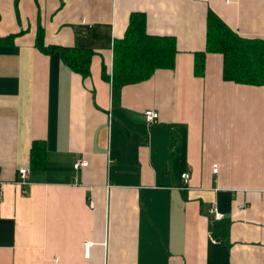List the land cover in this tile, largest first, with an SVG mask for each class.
Masks as SVG:
<instances>
[{"label":"crops","instance_id":"obj_1","mask_svg":"<svg viewBox=\"0 0 264 264\" xmlns=\"http://www.w3.org/2000/svg\"><path fill=\"white\" fill-rule=\"evenodd\" d=\"M207 11L264 41V0H0V264H264V83L223 81L218 54L193 75ZM131 13L174 38V66L113 90L101 71ZM38 30L44 47L89 50V76L35 48Z\"/></svg>","mask_w":264,"mask_h":264},{"label":"trees","instance_id":"obj_2","mask_svg":"<svg viewBox=\"0 0 264 264\" xmlns=\"http://www.w3.org/2000/svg\"><path fill=\"white\" fill-rule=\"evenodd\" d=\"M12 36L0 39L8 43ZM35 48L49 55L57 50L62 64L82 78L89 76L91 52L86 49L44 47L42 33L38 30ZM110 74L101 71V78L113 90L148 80L155 70H171L176 54L175 40L171 36H152L145 32V16L131 13L121 39L112 44ZM206 54L221 56V78L238 85L258 87L264 83V41L241 38L232 32L211 11L205 17V48L193 54V75H203ZM45 146L42 141H32L29 164L41 169L44 164Z\"/></svg>","mask_w":264,"mask_h":264},{"label":"built area","instance_id":"obj_3","mask_svg":"<svg viewBox=\"0 0 264 264\" xmlns=\"http://www.w3.org/2000/svg\"><path fill=\"white\" fill-rule=\"evenodd\" d=\"M142 118H143L144 123L147 126H151V125H154L157 121V113L151 109H148V110L143 111ZM85 166H86V163L84 161L79 160V159H75L72 163L73 171H77L80 168H83ZM211 172H212V174H215L217 172L216 165H212ZM26 175H27V171L25 169H18L17 170V179L14 183H15V185L21 187V189H22L21 195L26 194L25 190L23 189L27 184L25 181ZM188 179H189L188 173H182L180 175V188H179L180 190L186 189ZM207 214L214 221H218V220H221L223 218V214L217 210V208L214 204H210L209 208L207 209ZM88 247H89V244L84 243V245H83V257H86V258L88 257Z\"/></svg>","mask_w":264,"mask_h":264}]
</instances>
